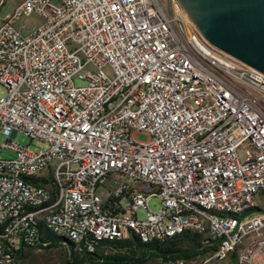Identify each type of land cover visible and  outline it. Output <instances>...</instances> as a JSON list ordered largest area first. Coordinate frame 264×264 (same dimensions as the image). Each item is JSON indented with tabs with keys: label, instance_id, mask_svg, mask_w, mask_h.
Returning a JSON list of instances; mask_svg holds the SVG:
<instances>
[{
	"label": "built area",
	"instance_id": "1",
	"mask_svg": "<svg viewBox=\"0 0 264 264\" xmlns=\"http://www.w3.org/2000/svg\"><path fill=\"white\" fill-rule=\"evenodd\" d=\"M6 0H0V10ZM42 23L28 33L22 17ZM180 75L205 83L215 101L164 83ZM1 148L0 217L13 224L0 233V264L7 252L40 242L33 218L45 207L51 229L75 234L79 248L94 251L101 240L144 231L167 238L174 226L202 231L192 216L201 204L228 208L264 188V73L208 42L177 0H30L0 19ZM146 85L143 99L124 91ZM225 96L242 104L229 112ZM126 102V111H117ZM45 145L13 141L17 133ZM148 136L146 142L134 138ZM248 137L253 151H246ZM61 176V183H54ZM110 179L106 200L96 193ZM49 184L57 193H49ZM159 200L152 211L148 202ZM146 210L139 219L137 211ZM203 212V211H202ZM215 249L207 256L232 264H264V242L239 252L244 233L264 228V215L241 223L213 219ZM44 243V242H40ZM195 264H201V259Z\"/></svg>",
	"mask_w": 264,
	"mask_h": 264
},
{
	"label": "bare ground",
	"instance_id": "2",
	"mask_svg": "<svg viewBox=\"0 0 264 264\" xmlns=\"http://www.w3.org/2000/svg\"><path fill=\"white\" fill-rule=\"evenodd\" d=\"M29 5L30 0H19L16 4V10H23ZM242 68H249V65L242 62ZM164 83L172 84L173 86H183L188 94L202 96L203 99H208V101H215V92L210 91V87L205 83H194L190 79H182L180 75H164ZM143 93H146V85H138V89L124 91V98L128 100L143 99ZM225 105L229 112L242 111V104L237 103L232 96H225ZM117 111H126V102H118ZM241 144H246V151H253V144H248V137H241ZM255 155L264 156V147L255 146ZM54 183H61V176H54ZM49 193H57L56 184H49ZM256 195L264 197V188H256ZM39 206L45 207V209H41V213L34 215L33 225L35 226V231L40 232V229H45L75 242L74 232L67 229H51L49 221H44V217H58L59 207L49 206V199L47 197H39ZM254 208L259 209V212L254 215H248V211ZM13 214H20V206H13ZM13 214H6V217H0V233H6L7 226L13 224ZM257 215H264V202L260 203V205L253 206V199H245L244 202L237 203L236 206L230 208L220 204H201V209L192 208V216L196 222L201 224L202 231L193 230V228H185V230L200 233L206 238L215 241L213 219L241 223L248 217ZM180 230H182V226H174V231L167 233V238L174 236ZM130 235L136 236L143 242L154 240L162 241L154 235H144V231H132V234H118L114 239L125 240ZM259 242H264V228H256V231H249V233L241 235L239 239V252H247L251 244H257ZM38 244L45 245V243L31 242L30 247ZM7 259L11 264H19L13 251L7 252ZM191 263L183 260H175L159 262L157 264ZM201 264H232V258L206 256L201 260Z\"/></svg>",
	"mask_w": 264,
	"mask_h": 264
},
{
	"label": "trees",
	"instance_id": "3",
	"mask_svg": "<svg viewBox=\"0 0 264 264\" xmlns=\"http://www.w3.org/2000/svg\"><path fill=\"white\" fill-rule=\"evenodd\" d=\"M211 241L200 233L180 230L162 241L143 242L134 235L125 240H101L96 244L94 251H88L60 235L40 229V242L45 245H21L13 249V253L19 264L26 262V248H60L63 251L62 264H151L156 259L159 262H191L205 258L215 249ZM231 256L234 258V254Z\"/></svg>",
	"mask_w": 264,
	"mask_h": 264
},
{
	"label": "water",
	"instance_id": "4",
	"mask_svg": "<svg viewBox=\"0 0 264 264\" xmlns=\"http://www.w3.org/2000/svg\"><path fill=\"white\" fill-rule=\"evenodd\" d=\"M205 39L264 73V0H177Z\"/></svg>",
	"mask_w": 264,
	"mask_h": 264
},
{
	"label": "rangeland",
	"instance_id": "5",
	"mask_svg": "<svg viewBox=\"0 0 264 264\" xmlns=\"http://www.w3.org/2000/svg\"><path fill=\"white\" fill-rule=\"evenodd\" d=\"M19 0H6L5 4L2 6L0 10V19L4 18L6 15L12 13L14 7L18 3ZM42 23V20L40 17L36 14H31L28 17H22L20 18L16 26H20L25 24L27 26V30L24 33H28L31 29L35 28L36 26L40 25ZM6 93V89L0 85V97L4 96ZM134 138L137 141H143L146 142L148 140V136L143 132H136L134 134ZM13 141L17 142L20 145H28L31 142L30 148L31 150H38L40 147L44 146L45 144L42 141H39L37 139H34L31 141V139L23 134V133H17L14 137ZM3 142V136L0 135V157L1 158H14L15 153L8 149V148H1V144ZM115 188V184L112 182V180L107 179L105 182L101 185H99L96 189L97 195L102 199L106 200L109 196V193L113 191ZM255 202H259L261 200L259 195H255L254 197ZM148 206L152 211H156L159 208V200L157 198H152L148 202ZM257 212H259V209L254 208L248 211V215H254ZM137 217L139 219H145L146 218V210L145 209H139L137 211ZM205 237V236H204ZM27 254H26V262L25 264H62L63 260V251L60 248H50L48 250L40 249V248H26ZM202 260V259H201ZM197 260L191 261V264H195ZM159 263V260H153L151 264H157Z\"/></svg>",
	"mask_w": 264,
	"mask_h": 264
}]
</instances>
